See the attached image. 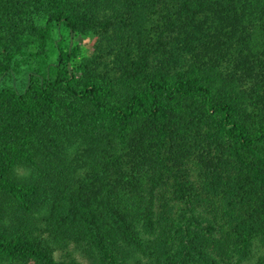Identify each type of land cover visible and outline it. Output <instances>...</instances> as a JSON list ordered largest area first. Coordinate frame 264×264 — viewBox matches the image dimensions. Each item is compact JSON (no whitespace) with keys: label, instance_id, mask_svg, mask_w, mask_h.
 <instances>
[{"label":"trees","instance_id":"trees-1","mask_svg":"<svg viewBox=\"0 0 264 264\" xmlns=\"http://www.w3.org/2000/svg\"><path fill=\"white\" fill-rule=\"evenodd\" d=\"M74 251L264 264V0H0V264Z\"/></svg>","mask_w":264,"mask_h":264},{"label":"rangeland","instance_id":"rangeland-1","mask_svg":"<svg viewBox=\"0 0 264 264\" xmlns=\"http://www.w3.org/2000/svg\"><path fill=\"white\" fill-rule=\"evenodd\" d=\"M58 36H59V34L55 35V37H54L55 41L59 40ZM66 40L70 41L72 46L79 48L81 56L88 57L93 52L94 44L96 42V37L93 35H88V36L74 35V36H71V38L68 37V39H66ZM51 46L55 47V43L51 44ZM51 59L52 60L55 59L54 53L51 54ZM24 78H25V73L22 72L21 74L18 75L17 80H23ZM20 173L23 174L24 172L21 170ZM67 250L68 251L63 250V251L56 252V254H55L56 260L66 262L67 261L66 253L69 252V249H67ZM72 253H73V257H75L78 264H88V262L85 260V258L79 252L74 251Z\"/></svg>","mask_w":264,"mask_h":264}]
</instances>
